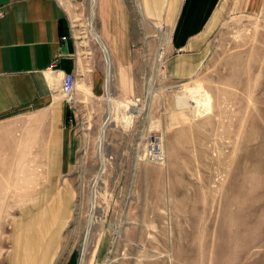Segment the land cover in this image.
I'll use <instances>...</instances> for the list:
<instances>
[{
    "label": "rangeland",
    "instance_id": "obj_1",
    "mask_svg": "<svg viewBox=\"0 0 264 264\" xmlns=\"http://www.w3.org/2000/svg\"><path fill=\"white\" fill-rule=\"evenodd\" d=\"M86 6L77 40L106 74ZM218 9L184 77L157 54L128 79L112 68L102 139L109 97L65 102L67 118L88 126L66 174L39 180L35 151L15 138L0 165V264H21L28 228L50 217L36 264H264V0ZM114 81H137V92L116 100ZM151 132L163 138L161 162L144 155Z\"/></svg>",
    "mask_w": 264,
    "mask_h": 264
},
{
    "label": "crops",
    "instance_id": "obj_2",
    "mask_svg": "<svg viewBox=\"0 0 264 264\" xmlns=\"http://www.w3.org/2000/svg\"><path fill=\"white\" fill-rule=\"evenodd\" d=\"M221 1L95 0L92 27L116 77H131L142 55L157 54L159 43L169 75L184 77L200 66L201 35L217 21ZM86 4L88 14V0H0L5 10L0 19V165L11 164L16 138L35 151L32 161L41 181L66 174L82 146L81 132L88 129L85 122L82 127L67 123L63 74L76 75L74 101L109 97L105 74L77 40L78 8ZM136 82L114 81L115 99L135 95Z\"/></svg>",
    "mask_w": 264,
    "mask_h": 264
},
{
    "label": "built area",
    "instance_id": "obj_3",
    "mask_svg": "<svg viewBox=\"0 0 264 264\" xmlns=\"http://www.w3.org/2000/svg\"><path fill=\"white\" fill-rule=\"evenodd\" d=\"M5 14V10L2 6H0V19L4 16ZM163 35L164 31H160ZM63 40L66 39V37H62ZM101 46V51H102V56L104 55V53H108L107 48L105 47V45L102 43ZM104 51V52H103ZM157 55L163 59V49H162V45L161 43L158 44V51H157ZM157 56V57H158ZM104 63H105V57H103ZM54 65V63H52ZM51 65V66H53ZM109 83L110 81H107L106 78V74H105V78H104V89L105 92L108 93L109 90ZM75 85H76V75L73 72H67L64 73L62 76V80H61V85H60V89H61V93L64 97L65 102H67L71 108L75 109V105L74 104V99H73V92L75 90ZM67 123L70 126H77V127H82V121H78L77 118V114L75 111H72L71 116H69L67 118ZM162 138L160 136L159 133L157 132H151L147 135L146 138V145H145V150H144V155H146L151 161L153 162H161L163 160V153L161 150V146H162Z\"/></svg>",
    "mask_w": 264,
    "mask_h": 264
},
{
    "label": "bare ground",
    "instance_id": "obj_4",
    "mask_svg": "<svg viewBox=\"0 0 264 264\" xmlns=\"http://www.w3.org/2000/svg\"><path fill=\"white\" fill-rule=\"evenodd\" d=\"M88 2H89V6H88L89 10H90V8L93 9V11L90 12L91 14H89V11H88V25H89V27H90V29L92 31L93 38L102 45L103 42L101 41V39H99L96 36V33L94 32L93 27H92V19H93V16H94L95 0H88ZM89 15H90V17H89ZM103 57H105L106 78H107V81H110V80H112L111 56H110L109 53H107V54L104 53ZM111 111H112V105H111V100H110V110L108 111L109 114L106 117L105 123H104V125H103V127L101 129L102 131H101V134H100V139H102V137H103L104 129H105L107 121L109 120V116L111 114ZM162 142H163V138H162ZM99 144H101V143H99ZM161 150H162V153H164V150H163L162 146H161ZM163 158H164V154H163ZM53 216L55 217L56 215H53ZM52 221L53 220L50 217L48 223H46L44 221V222H41L40 225L36 224V227L28 228V231H27V236L28 237L24 238V241L26 243L25 244L26 247L23 250V256H22L23 259L21 261V264H36L37 256H35L34 252H32L33 251L32 245H34V246H37L38 244L40 245V243L43 240L47 239V238H49V240L53 239V236L51 235L52 234V228H54L53 225H51ZM47 245L50 246L49 243H47Z\"/></svg>",
    "mask_w": 264,
    "mask_h": 264
},
{
    "label": "trees",
    "instance_id": "obj_5",
    "mask_svg": "<svg viewBox=\"0 0 264 264\" xmlns=\"http://www.w3.org/2000/svg\"><path fill=\"white\" fill-rule=\"evenodd\" d=\"M68 114H67V111H66V118H67ZM67 120V119H66Z\"/></svg>",
    "mask_w": 264,
    "mask_h": 264
}]
</instances>
